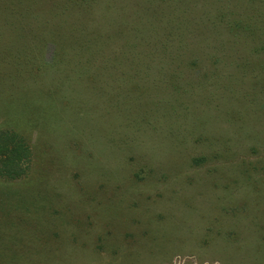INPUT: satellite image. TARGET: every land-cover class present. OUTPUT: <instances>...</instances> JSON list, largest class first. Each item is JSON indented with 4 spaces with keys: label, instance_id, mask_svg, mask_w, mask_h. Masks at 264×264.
<instances>
[{
    "label": "rangeland",
    "instance_id": "obj_1",
    "mask_svg": "<svg viewBox=\"0 0 264 264\" xmlns=\"http://www.w3.org/2000/svg\"><path fill=\"white\" fill-rule=\"evenodd\" d=\"M214 2L113 0L91 16L82 0H0V131L16 140L0 167L22 168V141L32 158L27 176L0 179V264H67L77 235L90 248L93 221L114 232L109 249L126 230L145 234L128 243L134 264H264V117L213 119L200 103L225 91L196 88L220 70L232 96L264 108V37L234 42L229 29L249 12L262 35L264 0Z\"/></svg>",
    "mask_w": 264,
    "mask_h": 264
},
{
    "label": "trees",
    "instance_id": "obj_2",
    "mask_svg": "<svg viewBox=\"0 0 264 264\" xmlns=\"http://www.w3.org/2000/svg\"><path fill=\"white\" fill-rule=\"evenodd\" d=\"M82 1L83 2L86 1V4H84V7L80 8L81 10H83L85 15H91L92 16L91 12L93 10H97L96 12L107 11L106 14L109 15L113 10V4H112L113 0H106V1L105 0H82ZM163 1H165V0H163ZM223 1H225V0H215L214 3H212L211 5H206V6L210 7L211 9L219 10V8L222 7L221 4H223L222 3ZM226 1L228 2V0H226ZM252 1H254V0H252ZM179 2H181V1H179ZM70 3H71V1L65 2L64 8L68 9V6H70L68 4H70ZM229 3H228V6H230ZM166 4H167V2H166ZM235 6L236 5H234L233 7H235ZM54 7H55V4H54ZM247 8H248V6L245 9H247ZM251 12L253 13L254 10H251ZM173 13L175 15H177L176 12H173ZM238 14H239V12H238ZM208 15H210V14H208ZM170 16H171V18H173L172 15H170ZM187 16H188V14H186L185 16L183 15L182 18L190 20L191 17H189V16L187 17ZM244 16H245V14H244ZM207 17H208L207 15L202 16V18H200L198 21H203L201 19H204L206 21V20H208V19H206ZM222 17H224V16H222ZM253 17L254 16L249 15V12H248V14H246V18L244 20H241V21L238 20L239 22L237 21V22H235V24L229 26V29L232 32L230 35L233 34L232 38H233L234 42L239 41L240 37H242L243 35H244L245 42H250V41L253 42V41H255L254 39H257L258 41L262 40V38L264 37V33L262 35H257L256 33H253L252 31H250V29H252V27L256 24V21H251ZM137 18H138V26L141 27L142 29L147 28V30L150 29V26H152V24H154L153 21H155L154 16H152L149 13L147 14V12L142 14V15H139V17H137ZM177 19H179L178 16H177ZM216 19H217V16L214 17V21ZM221 20H222V18H221ZM162 21H163V23H161ZM170 22H171V20H170ZM179 23H180V21H179ZM159 24H165V20L161 19ZM82 27L85 28V26H82ZM135 33H137V32H135ZM139 33L144 35L145 33H147V31L146 32H139ZM220 35H222V34H220ZM144 37H145V35H144ZM159 37H161L163 39L167 38L165 32L160 34ZM148 39H149V37L147 38L146 41H148ZM230 42L231 41H229V38H227L226 42H224L222 44H218V42H216V43L219 45V48H220V47H223L224 45H227ZM76 43L77 44L79 43L78 45H80L82 42L76 41ZM263 43H264V41H263ZM233 45H236V44L233 43ZM81 46L84 48L86 45L81 44ZM194 62L195 61H192L190 63V65L191 64L194 65ZM86 63L90 64L89 61H87ZM216 63H217V61H216ZM92 64H94V63H92ZM177 64H180V63H177ZM176 70L181 71V69H179V68H177ZM262 71L263 72L260 75L255 77V78H258L260 81L264 79V66L262 67ZM182 74H183V72H182ZM201 78H204V80ZM235 78L237 79L236 76H235ZM200 79H201V83L196 88H201V89H205V88H213L214 89V88H216L217 90H219L221 92L225 91V96L223 99H221L220 97L218 99L212 97V98H208L206 100L203 99V101L200 103L201 105H205V107H206L205 113L206 114H208L210 116H211V114H214L212 117L213 119L222 118L227 124L231 125V123L236 122L234 120V118H238V116L241 115L240 113L245 112L244 115L249 116L251 120H252V115H254L255 122L257 121V123H260L261 120H263L264 108H262L261 105L257 104L255 102L256 99L254 97L252 98L248 93L245 94V96L241 99H239L236 96H232L233 92L236 88V86H235L236 84H234V83H237V82H235V80H231L230 77L228 79L227 77L222 76V72H220V70H219V72H215V73H210L208 71H206L204 73L202 72ZM175 83L176 82H174V84ZM259 83L260 82H256L255 85L258 86ZM183 85H186V84L179 83L178 86L175 84L174 89L177 90V88H184ZM190 87L193 88V86H190ZM213 91H215V90H213ZM187 101L190 103L189 99ZM239 101H240V104H242V108L245 111L241 110V109L240 110L236 109L237 106H240V105H237V103ZM117 103L119 104V102H117ZM189 103L186 104L187 105L186 110L188 111V114L190 115V113H191L190 112V106L191 105H189ZM255 104H256L257 110H252ZM183 106H185V105H183ZM175 112L176 111L173 109V114H175ZM116 115L122 121H125L126 119H128V120L131 119L132 120L131 123H133L136 126V124H135L136 121L134 119H132L133 116L131 114H128L125 112V113H120V114H116ZM180 115L182 116V114H180ZM204 118H208V116H205ZM140 119H141V122H143V125H141V124H139V125H141L143 127V130H145L144 127H149L151 125H152V128H151L152 130H155L157 128V126L150 123L151 120H150L149 116H147V112H144V116L141 117ZM200 119H202V118H200ZM208 121H209L208 119H206V120L202 119L198 122H195L194 124L196 127H200L201 123H202L204 128H206V126L208 127L209 125L211 127L212 122H210V121L208 122ZM216 121H219V120H216ZM232 126L237 127L236 124H234ZM137 129H139V128H137ZM1 132H3V134H1ZM9 132H12L15 134V132H13L12 129L0 131V147H1V145L5 146L7 148V151L9 150V145L14 144L16 141L15 138L13 137L15 135L14 134L11 135V134H9ZM203 137L204 136H202V138ZM18 144H21V147H23V149H22L23 153H20V155L23 154V156L19 157V159H22V162H23L22 168H17L19 166L18 165L19 162L18 161L14 162V159H11V162H10V160H4V161H2L3 166L0 167V179H6L8 181H15V179H17L19 177L28 175V171L30 169L29 162L30 161L32 162V158H29V155H30V148L29 147L30 146H29L28 142H24V141H22V143L20 142ZM15 157H17V156H15ZM31 162H30V164H31ZM13 166H16V167H13Z\"/></svg>",
    "mask_w": 264,
    "mask_h": 264
},
{
    "label": "crops",
    "instance_id": "obj_3",
    "mask_svg": "<svg viewBox=\"0 0 264 264\" xmlns=\"http://www.w3.org/2000/svg\"><path fill=\"white\" fill-rule=\"evenodd\" d=\"M92 224L93 225L88 226V228L97 226L95 234L91 236L93 233L87 230H85V234H84V235H89L88 239L91 240L89 242L90 248H88L87 245H83L79 240L77 243V236H78L77 235L76 242L73 241V245L71 246L73 252H69L68 254H66V259L68 261L67 264H73V262H76L77 264L78 258L86 255H90L93 258L89 259L90 256L83 257L82 259L79 260L78 262L79 264H119L122 261V258L124 257L123 255L129 256V258L127 259V264H134V259H136V257L129 250L128 243H130L135 238L140 239L141 235L145 236V234L142 231H141V235L138 234L139 232L136 231L134 232H130V230L124 231L123 234L121 235L123 241L121 243H118L116 240H114V245H115L114 249H109L108 245L110 244V241L108 239H110L109 237L114 235V232L111 229H109L107 226L95 225L96 224L95 221H93ZM77 248H79V251L83 253L81 256H77V253H74V250ZM151 256L152 254L148 255V258ZM145 258L146 255L143 259L144 264H145ZM174 261L172 260V263L170 264L173 263L175 264ZM160 263L161 262L159 260H156L152 264H160Z\"/></svg>",
    "mask_w": 264,
    "mask_h": 264
}]
</instances>
